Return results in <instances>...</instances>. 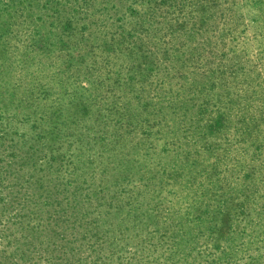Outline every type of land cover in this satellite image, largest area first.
Here are the masks:
<instances>
[{
  "label": "rangeland",
  "instance_id": "obj_1",
  "mask_svg": "<svg viewBox=\"0 0 264 264\" xmlns=\"http://www.w3.org/2000/svg\"><path fill=\"white\" fill-rule=\"evenodd\" d=\"M0 264H264V0H0Z\"/></svg>",
  "mask_w": 264,
  "mask_h": 264
}]
</instances>
